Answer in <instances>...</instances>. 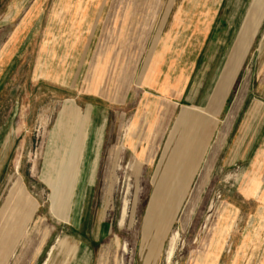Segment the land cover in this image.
<instances>
[{
  "label": "crops",
  "instance_id": "obj_1",
  "mask_svg": "<svg viewBox=\"0 0 264 264\" xmlns=\"http://www.w3.org/2000/svg\"><path fill=\"white\" fill-rule=\"evenodd\" d=\"M257 2L11 0L7 16L22 20L18 29L24 36L17 39L23 41L20 47L28 41L35 42L41 19L47 18L41 49L61 57L58 63L53 61L60 70L51 68L49 75L63 76L65 63L73 57L71 62L81 66L79 73L88 66L86 92L104 93L109 104L121 107L113 112L109 125V153L121 142L124 147H116L117 151L122 153L125 148L139 163L142 174L149 178L151 195L163 194L164 198L166 194L179 193L180 208L186 194L195 192L201 182L200 194L218 171L240 162H251L254 176L260 180L257 193L264 191V104L257 99L253 71L248 67L264 55V32L256 44L264 27V0L259 13L251 19ZM52 33L58 35L51 38ZM48 64L39 59L37 71ZM106 74L111 77L108 82ZM105 125L104 115L95 113L92 107L82 111L72 100L62 103L48 135V156L41 175L47 188L54 171V187L63 186L65 192L63 177L59 176L64 173L69 177L73 169L80 178L89 177L86 182H92ZM120 168L126 169L118 163L116 171ZM104 172L108 179V169ZM21 185L19 192L13 193L11 207H15L22 191L30 197L22 182ZM253 186H249V192L255 191ZM6 200L7 197L0 209V264H8L19 240L9 211L7 216L3 214ZM249 201L257 206L251 220L260 219L263 203L258 196ZM32 205L36 203L31 199L27 222L35 211ZM225 213L226 210L221 212L203 243V255L191 264H254L255 230L241 237V243L247 241L248 253H240L237 260L233 256L224 261L230 236ZM102 224L94 216L87 230V245L77 242L88 249L90 261L93 246L101 239ZM39 244L40 241L36 246ZM262 262L264 254L256 264Z\"/></svg>",
  "mask_w": 264,
  "mask_h": 264
},
{
  "label": "rangeland",
  "instance_id": "obj_2",
  "mask_svg": "<svg viewBox=\"0 0 264 264\" xmlns=\"http://www.w3.org/2000/svg\"><path fill=\"white\" fill-rule=\"evenodd\" d=\"M261 2L258 0L256 3L251 19L262 6ZM10 5L11 0H0V209L7 197L3 214L7 216L9 211V218L13 217L12 196L14 192H19L21 182L36 203V209L27 222L25 233L19 232V240L8 264H142L143 257H148L150 264H165V253L175 231L179 232L180 238L173 261L191 264L203 255V243L208 240L214 224L225 210L230 236L224 249V261H230L233 256L237 260L240 253L245 256L248 253L247 241L241 243V237L248 230H255L256 264L264 254V191L257 193L260 180L254 176L251 162L236 163L218 171L208 180L205 192L199 194L195 201V192L186 194L182 206L169 223L165 222V210L157 209L150 213V182L142 174L139 163L125 152V148L122 153L117 151L116 147L123 146L121 142L116 143L112 154L109 153V125L113 112L121 108L120 105L109 104L104 93L101 95L95 90L86 92L88 66L85 65L79 73L81 66L71 62L75 60L74 57L65 63L63 76L60 73L57 78L51 77V68L60 70L53 61L58 63L61 57L58 54L57 57L53 56L49 49H41L47 18L41 19L35 42L28 41L26 46L20 47L23 41L17 39L24 36L20 33L23 30L18 29L22 20L7 16ZM263 32L264 27L256 44L260 42ZM50 35L52 38L58 33ZM55 50L56 53L60 52ZM39 59L47 60L50 64L41 65L37 71ZM248 67L253 71V88L258 92L257 99L264 104V55L257 57ZM109 76L105 75V82L109 81ZM66 100H72L82 111L92 107L95 113L104 115L106 125L95 178L88 183L86 180L89 177L80 178L73 169L69 177L62 178L67 191L58 192L52 202L57 177L55 171L48 188L41 175L48 156V135ZM117 141L120 140L117 138ZM118 163L126 169L116 171ZM16 167L18 171H15ZM105 169L109 171L108 179L104 178ZM251 185H254V192H249ZM76 193L80 197L75 198ZM255 196L263 203L258 214L261 225L260 219L251 220L257 206L249 200ZM125 204L126 215L122 220ZM94 216L99 217L103 224L101 239L93 246L94 254L90 261L88 249L77 242L87 245L90 239L87 230ZM75 227L84 230L86 235L77 232ZM45 228L50 230L49 236L40 253L32 256L41 238L40 231ZM61 242H65V248Z\"/></svg>",
  "mask_w": 264,
  "mask_h": 264
},
{
  "label": "bare ground",
  "instance_id": "obj_3",
  "mask_svg": "<svg viewBox=\"0 0 264 264\" xmlns=\"http://www.w3.org/2000/svg\"><path fill=\"white\" fill-rule=\"evenodd\" d=\"M260 9H261V7L258 10H256V13H258L260 11ZM95 121H96V119H95ZM63 161H64V164H65L66 159L64 158ZM15 171H18V167L15 168ZM59 177L65 178L66 175L63 173ZM66 180L67 179H65V181ZM201 183L202 184L199 185V187L195 190V193H194V196H193V198H194L193 201H195L197 199V197L199 196V194L201 192V189L203 187V182H201ZM14 184H15V182L12 185H14ZM61 184L63 185V183H61ZM61 184H59V185H61ZM53 188H54L53 189V194L51 196L52 202L55 200L56 194H58V192H61V193H62V191L64 192V189H62V188H64L63 186L61 188H55V187H53ZM77 197H80V195L79 194H75V198H77ZM180 197H181V194H179V193L178 194H166V196L164 198H163V194H153L151 203H150L149 208H148L149 212L153 213V211H156L157 209L165 210L164 211L165 214H166L165 217H164L165 218V222L169 223V221L173 220V218L176 216V213L178 212V209H179L178 205H180V203H181V201L178 200ZM161 198L165 199V200L162 201ZM30 203H31V199H30V197H28L26 195V193H24L23 191L21 193H19L18 198H17V203L15 204L14 210L12 211L13 212V217L11 216V220L15 224L14 227H16L18 229V233L20 232V234L23 233V232L25 233V231H26V227H27L26 223H27V220H28V217H29V216H27L26 213H27V208L29 207ZM31 209H32V212H33L36 209V206L32 205ZM30 214H31V212H30ZM125 215H126V204L124 205V207L122 209V220L124 219ZM152 232H153V230H152ZM49 233H50V230L48 228H45V229L40 231V235H41L40 244L38 246H36V249L34 251H32V253H31L32 256L38 255L40 253V250H41L45 240L48 238ZM179 238H180L179 232L175 231L173 233V235L171 236V238H170L169 246H168V249H167V251L165 253V264H177L176 262L173 261V259H174V256H175L176 247H177ZM60 244L63 245L64 248L66 247L65 242H61ZM143 258L144 259L142 260V264H150V260L147 259L148 257H143ZM47 262H48V260H47ZM45 264H47V263H45Z\"/></svg>",
  "mask_w": 264,
  "mask_h": 264
}]
</instances>
